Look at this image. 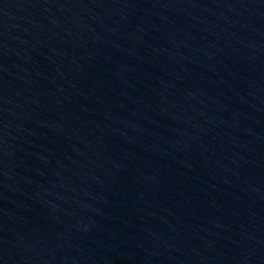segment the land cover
<instances>
[{
	"label": "water",
	"instance_id": "95a60500",
	"mask_svg": "<svg viewBox=\"0 0 264 264\" xmlns=\"http://www.w3.org/2000/svg\"><path fill=\"white\" fill-rule=\"evenodd\" d=\"M0 264H182L100 0H0Z\"/></svg>",
	"mask_w": 264,
	"mask_h": 264
}]
</instances>
